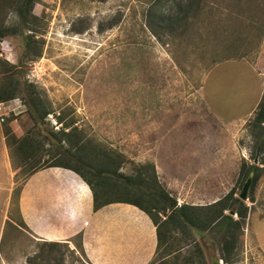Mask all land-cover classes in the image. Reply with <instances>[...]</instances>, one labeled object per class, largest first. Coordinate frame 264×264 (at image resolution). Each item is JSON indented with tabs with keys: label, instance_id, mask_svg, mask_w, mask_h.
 <instances>
[{
	"label": "rangeland",
	"instance_id": "obj_1",
	"mask_svg": "<svg viewBox=\"0 0 264 264\" xmlns=\"http://www.w3.org/2000/svg\"><path fill=\"white\" fill-rule=\"evenodd\" d=\"M18 1L0 0V27L20 23ZM32 10L38 17L36 38L42 55L23 59L22 66L4 73L9 65L6 61L18 64L24 56L26 33L4 38L0 85L19 78L34 84L50 104L52 126L61 127L57 116L62 113L64 122L75 123L93 145L122 153L127 159L123 172L137 164H153L158 180L178 205L209 204L232 188L239 197L244 186L240 179L243 163H259L263 158L254 151L255 132L249 125L256 108L240 124L234 142L212 113L217 109L228 116L246 115L256 96L253 91L261 80L264 86V0H35ZM24 103L18 97L3 106L7 118L18 115L17 130L21 131L33 124ZM7 118L0 120V153L5 148L12 165L8 170L12 186L9 218L14 223L1 230L0 264H96L85 239L97 251L98 264H123L118 255L112 258L118 243L125 258L138 241L146 247L151 239L148 229L154 224L149 214L127 203L95 210L92 189L73 170L48 167L37 171L49 169L42 181L54 179L61 187L65 183V194L64 190L52 194L60 196L59 202L52 200L47 181L43 192L33 193V184L27 187V181L34 173L27 176L15 168L10 156L4 134ZM226 149L240 152L239 159L231 166L218 165L219 177V170L206 159ZM202 167L208 169L205 176L213 178L203 177ZM262 174L255 200L250 190L244 201L248 219L236 264H264ZM83 182L87 187L79 189ZM68 208L83 210L86 229L76 228L81 222L76 212L65 218ZM34 212L53 217L51 223L58 229L72 227L71 235L44 244L25 223ZM193 236L195 240L182 241L183 234L176 235L173 249L180 247L178 258L171 255L167 262L156 263L153 258L142 264H191L188 258L200 264L199 246L206 264L218 260L229 264L221 258V234L194 231ZM52 247L58 262L53 257L50 261L42 258ZM143 251H136V259Z\"/></svg>",
	"mask_w": 264,
	"mask_h": 264
},
{
	"label": "trees",
	"instance_id": "obj_2",
	"mask_svg": "<svg viewBox=\"0 0 264 264\" xmlns=\"http://www.w3.org/2000/svg\"><path fill=\"white\" fill-rule=\"evenodd\" d=\"M34 3L35 0H19L17 12L21 18L20 23L0 27V45L7 36L26 33L24 56L18 64L6 61L9 65L4 73H9L11 69L15 71L17 67L22 66L23 59L35 60L42 55L36 38L38 17L32 10ZM34 86L27 81L21 82L20 78L0 85V102L6 103L23 97L29 118L33 122L30 128L21 131L17 130L20 127L18 115L6 117L8 121L4 126V134L15 168L22 169L27 176L42 168H67L73 170L90 186L94 195L95 210L112 203H127L145 211L157 227L158 245L154 257L156 263L167 262L166 259L171 255H177L178 258L180 247L173 249L176 235L182 233V241L195 240L194 231L201 234L215 231L221 234V258L229 264L240 261L241 236L244 234L249 208L241 198L235 196L234 188L211 204L178 205L176 198L170 195L158 180L153 164H137L132 171L125 173L121 169L126 165L127 159L122 153H114L93 145L75 123L64 122L62 113L57 116L58 123H62L61 127L56 129L52 126L48 120L49 115L53 113L50 104L37 89L35 91ZM249 125L255 132L254 151L263 158L259 163L244 162L240 179L244 184L249 175L253 174L250 198L254 201L255 188L264 171V94ZM228 210L238 214V218H235L231 211L227 212ZM175 240L178 241L177 238ZM46 243L55 242H44ZM53 250L54 247L47 253L44 252L42 258L50 261L53 257L58 262ZM197 253V257L202 259L200 264H206L201 246L197 248ZM188 261L194 264L191 258H188Z\"/></svg>",
	"mask_w": 264,
	"mask_h": 264
},
{
	"label": "crops",
	"instance_id": "obj_3",
	"mask_svg": "<svg viewBox=\"0 0 264 264\" xmlns=\"http://www.w3.org/2000/svg\"><path fill=\"white\" fill-rule=\"evenodd\" d=\"M264 86H263V83H262V80L261 82L259 83V87L257 88V90L255 89L253 91L256 92V96H254V100H253V103H252V107L249 109V111L247 112L246 115L244 116H236V115H227L225 114L224 111H218L216 109V111H214L212 114L214 115L215 119H216V123L217 125H220L222 127V129L224 130V132L227 133L229 136H230V139L232 142H234V138L235 136H239L240 134H238L240 132V124L243 125L246 123L247 119L249 118L248 116L251 115V113L255 110V108H257L258 104H259V101L261 100V97H262V94L264 92ZM252 91L250 90V93ZM211 100V104H213L214 107L217 106L216 104V101L214 102L215 100V97H211V99H209V101ZM5 147V145H4ZM219 148V146H218ZM217 148V150H218ZM3 152L2 154L0 153V239L2 238L3 236V232L1 233V230L5 229V227L7 226V223H14L13 221H11V219L9 218V204H10V200H11V196H10V192L12 191V186H11V181L9 182V178H8V170L11 168V161H10V157H9V154H7V152L5 153V148H3ZM234 149V148H233ZM231 149V150H228L226 149V151L224 152H220L219 151V154L215 155L214 156H208L207 157V163H213L215 168L214 170H219L218 168V165H223V166H231V165H234L233 163H238V156H239V153L237 150L234 152V150ZM7 151V150H6ZM217 152V151H216ZM230 156V157H229ZM236 159V160H234ZM233 160V161H231ZM238 165V164H237ZM10 166V167H9ZM57 169L61 168V167H55ZM49 169H45V170H42L40 172H35L31 178L27 181V187L30 185V184H33V193H40V192H43L44 188H45V185L43 183H46L47 181V178H44L43 181L41 180V176H44L45 174H47V171ZM201 172L200 174L202 173V176L205 177L206 179L209 180L210 177L212 176H208L204 174V171H208L207 168H204L203 167L201 169H199ZM221 170H219V177H220V174H221ZM199 174V175H200ZM61 176H63V174H59ZM215 176H218L216 174H214ZM60 176H58V180ZM64 177V176H63ZM213 178V177H212ZM211 178V180H212ZM53 181V182H52ZM47 183H51V184H48L52 190L50 194L52 200L55 202H59V198L60 196H58L57 198L55 196H53L52 194L56 193V192H62L63 190V193L65 194L67 192V188H65V183L62 185V187L60 185H56L54 183V179H51V180H48ZM82 185H86L85 182L81 183L79 185V189L81 188ZM263 186H264V183H263ZM87 187V185H86ZM216 188L214 187V189L210 190V191H214ZM90 191V189H89ZM26 192H29V191H26ZM213 194V193H212ZM33 195V194H32ZM38 197V195H37ZM35 197L33 200H34V204H35V201L38 200V198ZM207 197V196H206ZM219 200L218 199H214L212 201L209 202V204L215 202ZM206 205V204H205ZM77 207V206H76ZM67 211V212H66ZM65 211L64 213V216L65 218H71L76 210H72L70 208H68L67 210ZM24 215H25V211H24ZM79 215V218L81 222H79L78 226L76 228H87V224L86 223L87 219H82L83 218V210L80 208L79 210H77L76 212V217ZM264 216V215H263ZM27 220L25 221L26 224L29 225V227L31 229H33L37 234L40 235V237L42 238H38V239H43L44 242H51L55 239H60V238H66V236H69L71 235V229H73L72 227L71 228H68L66 229L65 227H63V229H58L56 226L57 224L55 225V223H51L54 221V218L52 217H44L40 212H34L32 214V217L30 216H27L26 218ZM150 221V220H149ZM151 222V221H150ZM16 224V223H15ZM153 224V223H152ZM153 228H149L148 231L150 230V232H148L149 234H151V239H150V242H146V247L144 245H139L141 243V240L137 242V245L135 247V250L134 252H132L131 254L127 255V258L124 257V255H122V252H120V246H119V243L118 245H116L117 247V250L115 251V247L113 248L114 251H115V254L112 256V258H115V255H118L119 257L118 258H121L122 261H123V264H139V261H150L152 260L154 257H155V254H156V250H157V245H158V240H157V233H156V229H155V226L154 224L152 225ZM67 227V226H66ZM75 228V229H76ZM85 228V229H86ZM152 231V232H151ZM133 238H131L130 240H132ZM129 240V241H130ZM256 240V238H255ZM135 242V240L133 241ZM257 244L258 241H256ZM142 243H145V241L142 240ZM85 244L87 245V250H88V254L90 256V259L91 261L93 262H96V264H98V262L100 261L99 260V257L97 255V251H95L91 245V243H89V240L86 241L85 239ZM260 245V244H259ZM0 246H1V242H0ZM260 247H262L263 249V246L260 245ZM137 250H144L143 253L141 254L142 256L139 257L138 259H136L138 256H136V251ZM264 250V249H263ZM102 251V250H101ZM106 263L108 261H105ZM105 262H102V264H105ZM110 262V263H109ZM108 264H112L111 261H109ZM135 262V263H134ZM142 264V262H141Z\"/></svg>",
	"mask_w": 264,
	"mask_h": 264
},
{
	"label": "water",
	"instance_id": "obj_4",
	"mask_svg": "<svg viewBox=\"0 0 264 264\" xmlns=\"http://www.w3.org/2000/svg\"><path fill=\"white\" fill-rule=\"evenodd\" d=\"M255 162H257V159L255 160ZM252 182H253V176L249 175V177L247 178V180L244 183V186L242 188V191L239 194V197L243 200L246 201L249 199V191L250 188L252 186ZM231 213L234 215V211H231ZM214 264H220L219 260L214 262Z\"/></svg>",
	"mask_w": 264,
	"mask_h": 264
},
{
	"label": "built area",
	"instance_id": "obj_5",
	"mask_svg": "<svg viewBox=\"0 0 264 264\" xmlns=\"http://www.w3.org/2000/svg\"><path fill=\"white\" fill-rule=\"evenodd\" d=\"M5 105V103L0 102V120L4 121L5 117L7 115V112L3 109V106Z\"/></svg>",
	"mask_w": 264,
	"mask_h": 264
}]
</instances>
